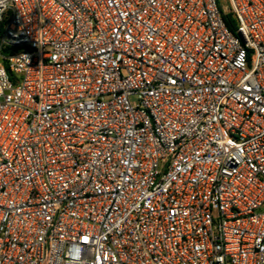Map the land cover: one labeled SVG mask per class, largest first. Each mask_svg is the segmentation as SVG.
Here are the masks:
<instances>
[{
  "label": "built area",
  "instance_id": "obj_1",
  "mask_svg": "<svg viewBox=\"0 0 264 264\" xmlns=\"http://www.w3.org/2000/svg\"><path fill=\"white\" fill-rule=\"evenodd\" d=\"M0 0V264H264V0Z\"/></svg>",
  "mask_w": 264,
  "mask_h": 264
},
{
  "label": "rangeland",
  "instance_id": "obj_2",
  "mask_svg": "<svg viewBox=\"0 0 264 264\" xmlns=\"http://www.w3.org/2000/svg\"><path fill=\"white\" fill-rule=\"evenodd\" d=\"M216 1L219 8L227 6V3L224 0H216Z\"/></svg>",
  "mask_w": 264,
  "mask_h": 264
}]
</instances>
